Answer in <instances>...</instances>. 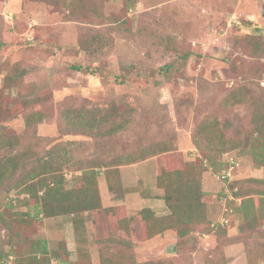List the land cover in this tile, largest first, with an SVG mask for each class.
Here are the masks:
<instances>
[{
    "label": "rangeland",
    "instance_id": "374dc122",
    "mask_svg": "<svg viewBox=\"0 0 264 264\" xmlns=\"http://www.w3.org/2000/svg\"><path fill=\"white\" fill-rule=\"evenodd\" d=\"M63 1L72 0H0V133L19 137L16 151L32 145L42 154L56 143H70L74 159L62 168L67 187L85 159H106L100 151L104 141L119 150L116 159L108 158L119 169L122 187L136 190L112 191L98 176L97 221L92 225L84 216L85 228L76 235L88 243L92 257L99 239L126 227L136 236L138 261L264 264V166L258 167L238 146L249 130V107L223 104L239 86L255 94L264 87V53L256 61L244 49L256 28L264 41V0H74V8ZM92 35L100 43L90 56L78 41ZM251 62L257 64L253 75ZM72 64L94 65L101 73L85 74ZM12 73L16 85L9 88L2 78ZM70 107H81L85 115L112 108L113 122L125 129L108 139L95 137L111 125H101L92 136L72 132L70 121L63 119ZM27 115L42 121L28 125ZM215 118L229 121L223 136L214 141L195 136L202 121ZM199 137L203 150L194 142ZM135 150L146 152V158L120 163L124 153ZM8 154L0 146L1 162ZM187 163L201 172L206 222L186 234L171 228L147 238L138 215L145 206L164 211L157 202L165 194L157 184L158 170L181 169ZM14 183L0 179V264H15L13 256L9 260L5 255L16 250L33 264L39 254L29 245L38 239L45 240L55 257L67 252L68 264H83L75 261V244L62 243L56 218L41 216L27 227L17 223L16 215L24 216L35 199ZM245 205L256 216L250 225L244 218L247 211L242 212ZM55 257L50 264H58Z\"/></svg>",
    "mask_w": 264,
    "mask_h": 264
},
{
    "label": "trees",
    "instance_id": "16d2710c",
    "mask_svg": "<svg viewBox=\"0 0 264 264\" xmlns=\"http://www.w3.org/2000/svg\"><path fill=\"white\" fill-rule=\"evenodd\" d=\"M128 1L130 2L131 0ZM63 2L67 3L70 8L75 7L74 0ZM261 32L260 28H256L255 32L248 34L247 39H249V41L246 42L244 47L249 55L256 56V61H258V56L264 53V41L261 39ZM78 42L80 49L85 50V53L90 56L94 54V49L96 48L97 50L100 43L96 41L94 35L87 38L80 37ZM256 66L257 64L250 63L248 70H250L249 72L251 75L258 72ZM70 67L73 70L89 75H98L101 73V70L94 65L72 64ZM14 76L15 75L12 73L2 78L4 83L9 84V88L16 85V83L13 82ZM260 89L261 91L255 94L249 87L239 86L226 96L223 104H226L227 107H231L235 104L249 107V130L243 133L242 139L238 141V146L240 149L246 150L251 154L254 163L258 167H263L264 87H260ZM112 113V108H104L97 110L96 113L92 112L91 114L85 115L83 109L78 107L69 109L68 113H64L63 119L70 121L72 132L74 131L85 135H90L99 131L101 125L102 127L111 125L107 130L102 131L103 136L100 133L95 137V139H101V137H106L108 139L121 133V131L125 129L124 125L113 122V117H111ZM30 118L29 115L26 116L28 125L42 121L40 116H37L33 120H30ZM108 120H110L109 123L106 122ZM199 127L200 130L195 136L200 135L205 138V140L213 139L214 141L219 135L223 136L222 132L229 127V121L215 118L210 123L202 121ZM0 134V146L9 149V154L5 161H0V179H13L15 181L14 185L19 187L20 193L35 199L34 204L27 206V211L24 216V212L16 215L17 218L14 219L17 223L21 225L24 223L27 227L35 221H40L41 216L44 217V219L56 218L57 223L55 226L59 229L58 233L62 243L65 244L66 240L63 235V224L65 219H69L73 228L75 252L78 257V260L75 261L79 262L82 260L83 264H146L147 262V264H153L149 263V259L146 261H138L136 259L137 257L134 250L136 246V236H133L126 227L122 228V230L120 229L117 235L113 237H107V239H102L101 241L99 239L95 257H92L93 252H91L88 243L76 236L85 228L83 223L84 220H82L84 216L90 217H88V219L89 222H93H90L92 225H95L97 221L98 212L101 207L98 189V176L100 174L103 175L102 180L112 191L122 193L123 191L127 192L135 189V187H122L121 178L118 173L119 169L114 167L113 162L108 158L112 156V158L116 159L115 155L119 150H117L114 145L107 143L110 141H104L100 149L101 152H105L106 159L97 155L90 159H85L84 166L80 167V174L74 176L71 179L73 184L67 187L65 185L66 179L63 176L62 168L63 166H68L74 159L72 153H70L68 149L70 143H56L42 154L35 153L32 145H28V147H23L16 151L15 147L19 144V137L13 134ZM194 142L198 148L203 150L205 144L200 137L199 140L195 139ZM162 145L164 148L161 150H166L168 148L164 143H162ZM158 149L159 147L156 146L155 150ZM205 156L208 160H211L209 157L210 155ZM118 157L121 158V155ZM122 157L124 158L120 163L129 165L145 159L146 152L143 150H135L133 153L128 151L124 153ZM218 165H220V167L222 166L221 163H218ZM226 169L227 167L225 164L220 174H225ZM200 174V170L189 163L184 165L181 169H174L171 171L158 170L157 184L165 189V194L161 198L169 213L166 215H157L150 206H145L140 209V214L138 216L145 225L147 238L155 234H160L165 229L171 228L180 232L181 235L186 234L192 231L193 227L206 222L205 201L201 197L203 191L201 189ZM261 200L264 201V198ZM263 205L262 202L260 205V209H263L261 211L262 218H264ZM246 208L248 210H246ZM237 210L239 211L240 209ZM242 212H245L244 218L246 224L250 225L256 218L252 206L245 205ZM124 214L126 217L127 214L123 210V215ZM123 215H118V218H124ZM169 219L172 221L169 222ZM24 242H26L25 239ZM21 244L26 245L27 242L26 244ZM29 246L37 247V252L39 254L38 257L35 255L33 256V264H50V260L56 256L55 252L49 250L44 239H38L37 242ZM14 253L13 251H8L5 256L8 257L9 260L13 256L15 264H25V262L28 264L27 258L20 255L19 251L16 250V253ZM55 259V262L58 264H68L71 260L70 253L65 252L64 257L58 256L55 257ZM5 263L6 262L1 264Z\"/></svg>",
    "mask_w": 264,
    "mask_h": 264
},
{
    "label": "crops",
    "instance_id": "0c3cea01",
    "mask_svg": "<svg viewBox=\"0 0 264 264\" xmlns=\"http://www.w3.org/2000/svg\"><path fill=\"white\" fill-rule=\"evenodd\" d=\"M160 201H157L159 203L160 206H162L163 208V212L160 213V212H157V209L154 207V211L157 215H164L165 214V205L163 203V200L162 198L159 199ZM64 224H63V235H64V238L66 240V244H70L72 245L74 243V237H73V228H72V225H71V221L69 219H65L64 220ZM67 221V222H66Z\"/></svg>",
    "mask_w": 264,
    "mask_h": 264
},
{
    "label": "water",
    "instance_id": "95a60500",
    "mask_svg": "<svg viewBox=\"0 0 264 264\" xmlns=\"http://www.w3.org/2000/svg\"><path fill=\"white\" fill-rule=\"evenodd\" d=\"M261 16L264 18V10H262V12H261Z\"/></svg>",
    "mask_w": 264,
    "mask_h": 264
}]
</instances>
